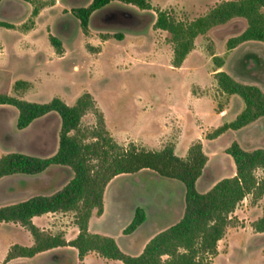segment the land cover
<instances>
[{
    "label": "rangeland",
    "instance_id": "rangeland-1",
    "mask_svg": "<svg viewBox=\"0 0 264 264\" xmlns=\"http://www.w3.org/2000/svg\"><path fill=\"white\" fill-rule=\"evenodd\" d=\"M41 1L45 5L27 35L24 33L29 29L24 30L23 25L31 26L32 4L21 0L0 3V19L14 25L13 28L0 27V94L35 102H47L58 96L72 105L79 95L89 92L103 113L107 129L120 144L133 141L138 146L160 148L178 141L175 153L184 156L189 143L200 140L208 155L206 174L211 176L208 184L199 185L200 191L208 190L215 181L233 173L225 153L232 140H238L246 149L264 147V122L249 129L225 132L212 139L205 136L216 126L233 120L244 106L237 94L222 96L216 93L210 73L214 68L210 49L224 58L226 72H233L234 64L242 61L241 65L253 70L251 73L254 74L242 78L262 84L255 70L264 64V42H251L241 51L245 53L243 58H237L238 49L227 53L226 40L246 27L244 18L234 17L197 36L193 51L184 63L173 67L170 64L172 46L169 34L153 27L156 16L153 8L140 9L112 1L91 15L88 33L83 34L71 8L86 6L91 0ZM56 1L57 4L53 5ZM149 1L153 7L172 9L178 19L191 20L205 14L221 0ZM48 33L62 41V55L55 54ZM114 33H122L123 38L101 39V34ZM16 80H26L29 85L16 89ZM223 108L224 113L217 111ZM16 117L13 106L0 104V156L11 151L48 156L56 150L60 127L56 114L42 116L22 130L15 126ZM94 124L95 114L89 110L81 118L80 127L87 129ZM85 139L91 140L90 137ZM256 174L260 175L261 170L258 169ZM71 176L67 167H51L40 177H5L0 180V205L34 194L52 193ZM119 177L115 180V187L120 188L117 192L125 196L133 193L132 198L142 204L144 199L140 198H146L147 192L139 187L131 191V184L137 183L134 174H120ZM123 181L129 182L128 187H124ZM159 185L170 194V210L168 214L154 216L157 227L152 233L174 223L184 206L181 182L161 177ZM263 205L264 194L256 202L247 195L237 205L232 213L235 224L228 226L218 241L212 264H264V232H254L250 226L261 215ZM72 215V212L48 214L37 219L36 223L51 227L49 231L54 233L71 224ZM118 240L121 242V238ZM12 243L30 245L32 237L17 223L0 222V264H4L6 250ZM72 249L67 252L68 261L60 262V257H53L49 251L11 264H23V261L24 264H78L77 252ZM84 264L121 262L91 253Z\"/></svg>",
    "mask_w": 264,
    "mask_h": 264
},
{
    "label": "trees",
    "instance_id": "trees-1",
    "mask_svg": "<svg viewBox=\"0 0 264 264\" xmlns=\"http://www.w3.org/2000/svg\"><path fill=\"white\" fill-rule=\"evenodd\" d=\"M21 1L32 4L29 18L31 26L23 25V29L27 30L33 26L34 18L45 2ZM112 1L135 5L140 9H154L156 16L153 27L168 32L172 46L170 64L173 67L182 65L187 54L194 48L197 36L234 17L244 18L246 27L226 40L227 50L248 40L264 42V0H221L205 14L191 20L178 19L172 9L153 7L149 0H91L86 6L71 8V14L78 19L83 34L88 33L91 15ZM0 27L13 28L14 25L0 19ZM110 37L121 40L123 34H101L102 40ZM47 38L55 54L62 55V41L51 33H48ZM209 56L214 65L212 77L218 93L237 94L244 102V107L233 120L205 134L208 139H212L229 129L237 130L264 116V91L255 84L236 80L223 69L219 70L224 59L212 49L209 50ZM28 85L26 80L14 82L16 89ZM0 104L16 109L15 126L18 130L27 128L34 120L50 113L60 119L56 150L48 156L22 151L2 154L0 180L16 175L37 176L51 165L67 167L72 172V176L52 193L34 194L0 205V222L17 223L32 237L30 245L10 244L2 261L4 264L17 257H32L59 246L76 248L78 264H84L83 258L90 251L103 258L119 260L122 264H212V258L217 254L218 241L225 235L227 227L235 224L232 213L237 205L247 195H251L252 202H256L264 194V147L245 149L239 142L232 140L225 148V153L233 160L234 174L217 180L206 191H199L196 182L202 174H206L208 160L200 140L192 142L184 156L175 153L172 143L160 148L138 146L133 141L120 144L107 129L103 113L98 110L89 92L79 95L72 105L58 96L47 102H35L5 93L0 94ZM89 110L95 114V124L82 129L81 118ZM86 137L91 140L86 141ZM142 169L181 182L184 206L182 215L175 223L155 233L139 254L131 255L121 250L113 237L90 233L88 221L93 209L97 214L102 213L103 193L114 176ZM258 169L261 170L260 175L256 174ZM49 212H72L78 228L77 235L67 240L63 231L52 233L32 221L34 216ZM145 216L144 208L136 206L132 219L122 232H133L143 223ZM250 226L254 232H264V205L261 215Z\"/></svg>",
    "mask_w": 264,
    "mask_h": 264
},
{
    "label": "crops",
    "instance_id": "crops-1",
    "mask_svg": "<svg viewBox=\"0 0 264 264\" xmlns=\"http://www.w3.org/2000/svg\"><path fill=\"white\" fill-rule=\"evenodd\" d=\"M55 4H57V1L53 5H55ZM41 11H42V8L39 11L38 15L40 14ZM35 18H34V21H35ZM34 26H35V24H34ZM32 28H29V30H27V32H25L24 35H27ZM253 41L254 42H261V41H256V40L244 41V42L238 44L237 46H235L234 48L227 50V53L230 51H234V50L238 49L239 54H238L237 58H239L240 56H242V58H243L244 57L243 54H245V53H241V51L243 49H245L248 45H250V43ZM192 51L193 50H191L187 54L184 61L187 59L188 55ZM184 61H183V63H184ZM241 64H242V61H239L237 64H234V71L229 73V74L233 78H235L236 80H238L240 82L255 84V85L259 86L264 91V64L262 63L261 68L258 70H255V72L258 73L259 76L261 77L260 81L262 82V84L259 82L253 81V80H246L245 78H242V76L243 77H252V76H254V74L251 73L253 70L246 69L245 66H243ZM224 68H225V60H224L223 65L219 68V70L220 69L224 70ZM213 69L210 72L211 74L214 72ZM212 86L216 90V93L220 94L217 91L216 84L212 83ZM221 95L227 96V95H231V94H221ZM217 111L219 113H224V108L221 110L218 109ZM262 122H264V116L258 118L254 122H252V123H250V124H248L242 128H239L237 130L229 129L225 132H237V131L249 129L251 127L257 126L258 124H260ZM262 128H263V126H262ZM225 132H223V133H225ZM236 141L239 142L238 140H236ZM177 143H178V141H176L174 144V151L176 149ZM190 144H191V142L189 143V145ZM226 158L231 162V167L233 168V173L230 176H232L235 172L234 163H233V160L229 154H228V157H226ZM51 167L65 168V167L59 166V165H51L48 168H51ZM207 168H208V160H207V163L205 166V170H207ZM45 171L42 172L41 174L37 175V176H39V177L42 176V174H44ZM122 174H134V181L135 182L137 181V183L131 184V191L137 190V187H139V189L146 190V192H147L146 198L145 197L140 198V200L144 199V200H142L143 202L141 204V202H139V200L132 198L133 193H131L130 196L129 195L125 196V195H122L121 193L117 192V190H119L120 188L115 187V186H117L115 183V180H117V178H120L119 177L120 174L114 176L106 185L104 193H103V210H102V213L97 214L95 209H93L91 212V215H90L89 221H88V231L90 233H98V234H102V235L111 236L115 239L116 243L118 244V246L120 247L121 250H123L124 252L131 254V255H137L142 251L145 243L155 233L160 231V230H158V231L152 233V231H154L153 229H155L157 227V223H156L157 221H155L154 216L155 215L159 216L162 214H168L169 213V210H170V194L167 193V191L164 188L160 189L159 182L161 180V177H163V176H160V175L156 174L155 172H153L149 169H142V170H139L135 173H122ZM141 177H144V180H142ZM210 179H211V176L209 174L208 175L202 174L197 179V182H196L197 189L199 190L200 184L201 185L208 184ZM123 185L126 188V187H128L129 182L123 181ZM181 191L184 192V189L183 190L181 189ZM131 198L133 199V201H131ZM139 205H142V207L145 210V213H146L145 220L133 232L128 233V234H124L122 232L123 228L130 222V220L133 217L135 207L139 206ZM260 212H261V210H260ZM56 213H60V212H49L46 214H42L40 216H34L32 218V221L42 229L51 230L52 228L47 226V225L44 226L42 224H37L36 220L37 219L41 220L43 217L47 216L48 214H56ZM181 215H182V213H181ZM151 216H152V219L150 218ZM72 218H73V215H72ZM61 231L64 232V237L67 240H70V239H73L77 235L78 228H77V226L73 220L71 222V224H69L68 226H65L64 228H61ZM119 238H121V242H119V240H118ZM72 248H74V247H72V246H59V247H55L52 249H48V250L39 252L32 257L36 258L37 256H40L41 254H44L45 252L50 251L54 254L53 257H57V256L60 257L59 258L60 262H62L63 260L68 261L69 257H68L67 252L73 251ZM74 249L77 252V249L76 248H74ZM91 253L98 255L97 253L90 251L87 254H85V256L83 258V262H84L85 258L87 257V255L91 254ZM99 257H101V256H99ZM23 258H29V257H17V258H14V259L8 261L7 263L11 264L12 262H15L16 260H24ZM77 258H78V253H77ZM104 259H107V258H104ZM107 260L119 261V260H115V259H107ZM24 262L25 261H23V264H24Z\"/></svg>",
    "mask_w": 264,
    "mask_h": 264
}]
</instances>
